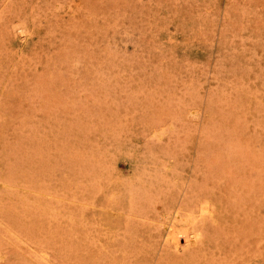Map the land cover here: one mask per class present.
<instances>
[{
    "label": "rangeland",
    "instance_id": "374dc122",
    "mask_svg": "<svg viewBox=\"0 0 264 264\" xmlns=\"http://www.w3.org/2000/svg\"><path fill=\"white\" fill-rule=\"evenodd\" d=\"M0 264H264V0H0Z\"/></svg>",
    "mask_w": 264,
    "mask_h": 264
},
{
    "label": "bare ground",
    "instance_id": "6f19581e",
    "mask_svg": "<svg viewBox=\"0 0 264 264\" xmlns=\"http://www.w3.org/2000/svg\"><path fill=\"white\" fill-rule=\"evenodd\" d=\"M134 185H135V183H134ZM206 206V205H205ZM204 208V207H203ZM201 210H203V209H201ZM209 213V212H208ZM201 216V215H200ZM189 219V218H188ZM187 220V219H186ZM185 220V221H186ZM169 227H171V232H169V234L171 235V240H172V242H173V246L177 249V250H180V249H182V250H184V249H186V247H188L192 242H194L193 240H192V236H191V233H189L188 232V230L187 229H183V228H181V229H183V230H177L178 228H176V226L174 225H171L170 224V226ZM169 230V231H170ZM184 236V243H183V241H182V239H181V236ZM193 235V234H192ZM198 238V237H197ZM168 240V239H167Z\"/></svg>",
    "mask_w": 264,
    "mask_h": 264
}]
</instances>
